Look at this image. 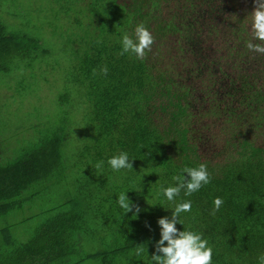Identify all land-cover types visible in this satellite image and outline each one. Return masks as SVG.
I'll return each mask as SVG.
<instances>
[{
    "label": "trees",
    "instance_id": "1",
    "mask_svg": "<svg viewBox=\"0 0 264 264\" xmlns=\"http://www.w3.org/2000/svg\"><path fill=\"white\" fill-rule=\"evenodd\" d=\"M3 3L13 8L17 0ZM26 6L29 34L8 23L11 10L0 11V72L27 58L32 68L50 52L35 31L57 24L49 32L73 45L71 90L85 123L73 134L65 119L50 122L12 160L0 156V221L28 198L39 211L36 196L51 178L76 175L69 195L29 236L0 228V264H148L160 237L157 220L172 207L166 200L161 206L160 187L200 163L211 182L191 197L181 193L192 201L191 213L182 214L185 226L209 241L212 264H258L264 55L246 47L250 40L264 43L251 30L255 0H29ZM138 24L154 38L143 59L121 55L122 36ZM68 96L61 95L62 104ZM120 152L134 159L132 170L107 165ZM125 190L140 206L139 217L119 209L116 196ZM215 197L223 204L213 214Z\"/></svg>",
    "mask_w": 264,
    "mask_h": 264
},
{
    "label": "rangeland",
    "instance_id": "2",
    "mask_svg": "<svg viewBox=\"0 0 264 264\" xmlns=\"http://www.w3.org/2000/svg\"><path fill=\"white\" fill-rule=\"evenodd\" d=\"M5 3V2H4ZM2 4L0 11L12 12L7 15L8 23L18 31L24 29L29 34V0H17V5ZM57 8V6H55ZM10 17L12 19H10ZM24 21V25L21 23ZM32 25V23H30ZM57 29V24L48 23L46 31L36 30L38 37L44 39V48L50 52L29 67L31 61L13 62L8 74L0 72V156L5 161L12 160L16 152L23 146H29V136L49 128L50 122L65 119L73 134L80 132L84 126L83 116L79 112L80 97L73 92L71 79L74 57L71 54L73 45L66 41V35L51 34L49 30ZM64 32V30H61ZM22 33V32H21ZM73 33V32H72ZM70 33V34H72ZM69 93L67 101L61 103V95ZM77 105V109L74 107ZM75 112H78L76 114ZM41 124L37 128V124ZM76 138L72 139L76 143ZM70 179H76L73 174L68 180L57 182L51 178L48 188L36 196V206L39 211L29 206V198L22 209L10 213L0 221V228L7 229L13 235L27 234L39 225L50 213L54 212L69 191ZM38 187L32 192L40 189ZM29 197L28 194H26Z\"/></svg>",
    "mask_w": 264,
    "mask_h": 264
},
{
    "label": "clouds",
    "instance_id": "3",
    "mask_svg": "<svg viewBox=\"0 0 264 264\" xmlns=\"http://www.w3.org/2000/svg\"><path fill=\"white\" fill-rule=\"evenodd\" d=\"M256 7L251 12V30L253 39L264 42V0H255ZM153 36L144 24H138L134 33H125L121 40V55H135L138 59H143L150 51L153 44ZM246 47L255 53L264 55V43H253L251 40L246 43ZM107 73V69H103ZM134 159H130L127 152H120L118 155L110 156L107 165L114 172L121 170H132ZM104 161L96 163L95 168L100 170ZM187 174V175H185ZM173 184L161 186L158 195L163 199L161 206L166 200L172 207L163 208L171 210L170 215L161 216L157 220L160 237L155 242V251L148 259V264H212L213 248L203 233L186 227L182 214L191 213L192 201L182 199L191 197L199 192L204 186L210 184L211 175L206 163H200L196 167H184L178 173L171 176ZM130 191L125 190L116 196V203L122 214L139 217L141 208L128 195ZM213 203V214L218 211L223 204L220 197H215ZM181 225L182 227H177ZM145 252L143 248L136 250L137 255ZM258 264H264V255L258 257Z\"/></svg>",
    "mask_w": 264,
    "mask_h": 264
}]
</instances>
